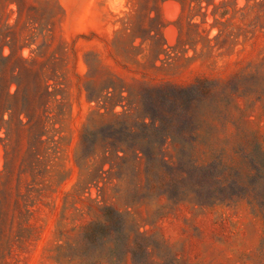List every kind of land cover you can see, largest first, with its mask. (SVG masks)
Wrapping results in <instances>:
<instances>
[{"label": "rangeland", "instance_id": "374dc122", "mask_svg": "<svg viewBox=\"0 0 264 264\" xmlns=\"http://www.w3.org/2000/svg\"><path fill=\"white\" fill-rule=\"evenodd\" d=\"M248 1L243 16L246 0H0V94H29L24 110L33 118H19L14 109L7 136L0 131L7 213L0 264H94L90 247L83 263V250L57 261L56 248L73 244L104 206L128 214L148 237L157 264H264V214L246 200L201 206L192 197L141 199L142 192L130 191L143 181L139 163L112 160L110 170L100 151L77 162L86 127L99 131L127 114L138 119L142 99L166 86H194L191 109L200 138L212 148L237 134L264 152V108L257 99L264 13L249 10L254 2ZM10 54L12 61L3 62ZM186 151L179 138L163 145L174 165ZM254 152L255 163L263 164ZM96 170L97 187L89 183Z\"/></svg>", "mask_w": 264, "mask_h": 264}, {"label": "trees", "instance_id": "16d2710c", "mask_svg": "<svg viewBox=\"0 0 264 264\" xmlns=\"http://www.w3.org/2000/svg\"><path fill=\"white\" fill-rule=\"evenodd\" d=\"M201 1L208 3L207 0H198L199 3ZM251 1L254 3L249 10L262 9L264 13V2ZM248 4L246 0L245 7L241 9L243 16ZM247 33L250 32L245 30ZM2 60L10 63L12 55ZM260 78L263 88L257 99L262 101L264 108V77ZM12 83L14 81L9 85ZM193 88L166 86L162 90H152L141 101L138 119L133 120L127 114L115 116L99 131L86 127L80 137L77 162H87L100 151L102 158L110 163V170L112 160L124 165L132 162V167L139 163L143 168V181L140 180V189L135 186L130 191L136 189L142 192L141 199H149L157 194L168 201L179 202L192 197L201 206L244 199L264 214V163L256 164L253 158L254 148L264 156L262 148L253 139L242 140L237 134L225 138L218 148H212L209 142L202 140V128L191 109L193 100L189 99ZM35 95L39 96V91ZM88 99L98 102L99 98L89 94ZM167 105L172 110L169 114L162 110ZM30 106L29 94L22 95L18 89L13 94H0V131L4 128L7 136L14 109L19 111V118L25 115L28 122L32 121L33 118H29L24 110ZM5 115L8 116L7 120H4ZM34 117L35 122L40 124L41 117L38 114H34ZM233 126L238 131V126ZM176 138L187 146V151L174 165L165 160L163 145ZM99 180H102L99 170L89 174V183H94L95 187ZM5 192L0 189V194ZM5 206V200L0 198V225L4 224V227L7 223ZM126 216L128 214L123 215L114 207L104 206L99 220L83 226L73 244L56 248L55 259H63L66 251L83 250L78 258L83 263L86 250L90 247L94 264H157L150 259L148 237L140 233ZM103 249L106 250L104 256Z\"/></svg>", "mask_w": 264, "mask_h": 264}]
</instances>
